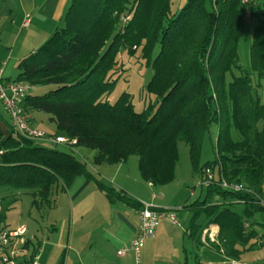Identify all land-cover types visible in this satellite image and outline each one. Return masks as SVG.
<instances>
[{
	"label": "trees",
	"instance_id": "obj_1",
	"mask_svg": "<svg viewBox=\"0 0 264 264\" xmlns=\"http://www.w3.org/2000/svg\"><path fill=\"white\" fill-rule=\"evenodd\" d=\"M177 1L70 0L62 27L18 62L14 80L43 90L24 99L30 126V115L43 112L58 134L38 130L51 143L42 146L4 120L9 135L0 136V186L15 185L13 189L29 192L33 206L51 207L56 191L84 177L109 202L138 211L143 204L102 182L85 161L56 148L61 143L53 139L65 138L62 144L69 148L94 149L93 165H116L135 156L141 179L154 186L174 180L176 144L182 139L192 171L206 190L184 206L191 211L190 236L199 240L205 227L215 225L216 242L206 239L207 244L226 259L238 260L264 243L262 229L256 228L263 225L253 217L264 212V0ZM247 19L254 24L249 71L239 65L237 51ZM136 63L151 70L145 91L153 99L140 112L127 92L107 100ZM213 124L215 159L199 166L200 140ZM206 170L212 175L207 185ZM223 182L241 189L225 188ZM226 197L235 202H225ZM234 204L244 206L241 213L233 210ZM202 215L201 226L196 221ZM25 239L32 256L36 252L27 230Z\"/></svg>",
	"mask_w": 264,
	"mask_h": 264
},
{
	"label": "crops",
	"instance_id": "obj_2",
	"mask_svg": "<svg viewBox=\"0 0 264 264\" xmlns=\"http://www.w3.org/2000/svg\"><path fill=\"white\" fill-rule=\"evenodd\" d=\"M69 4L70 0H0V72L5 81H14L19 74L18 62L62 27ZM5 120L9 122L8 117ZM30 120L32 123V114ZM31 126L37 129L33 124ZM8 135L9 129L4 118L0 117V136L7 138ZM46 142L48 145L43 146L49 147L51 143ZM88 168L102 182L123 190L137 203L149 204L162 212H172L175 216L176 225L167 217L162 218L155 237L144 242L141 264L226 263V257L214 245L207 244L202 236L199 240L196 239L197 235L190 236L191 213H188L184 224L177 220L175 214L180 204L170 203L166 197L170 189L167 187L173 181L163 186L146 183L141 179L138 169L135 170L133 164L129 165L128 160L116 165L92 164ZM191 174H194L192 170ZM183 185L182 182L181 186L174 188L180 195L186 193ZM262 188L264 191V185ZM65 191L69 192L73 206V228L65 239L60 225L52 226L51 229L44 226L30 234L29 228L23 226L27 230V237L32 240L30 248L38 256V264H134L130 252L123 257H119L117 252L127 247L137 232V208L121 202H109L84 177H77ZM209 228L218 232L215 225L204 229ZM48 232H52L49 233L52 234L51 238H48ZM252 251L241 254L238 260L246 264H264V243L255 254Z\"/></svg>",
	"mask_w": 264,
	"mask_h": 264
},
{
	"label": "rangeland",
	"instance_id": "obj_3",
	"mask_svg": "<svg viewBox=\"0 0 264 264\" xmlns=\"http://www.w3.org/2000/svg\"><path fill=\"white\" fill-rule=\"evenodd\" d=\"M184 1L185 0H178L177 2L183 3ZM253 28L254 24L252 21H250V19L242 21L240 27V38L237 48L239 65L243 69L248 71L250 70L249 47L252 39ZM150 77V68L146 67L145 65H141L140 63L131 65L130 70L127 71V73H124V75L118 79L113 90L108 95L107 100L109 102H113L121 93L127 92L131 95L134 110L137 112L142 111L145 106H147L150 99H153V96L148 95L145 91ZM42 91L43 90L35 87L32 88L30 92L34 94H40V92ZM260 100L262 103H264V84L261 89ZM2 115H4V117ZM0 117L4 118V120L7 119L1 102ZM32 117L33 120L32 123L30 120V123L33 124L34 127H37V129L42 130L46 135L58 134V131H56L54 124L49 120L48 115H46L45 113L33 112ZM216 138L217 127L215 124H213L212 126H210L209 131L206 132L200 140L198 157L199 166H203L207 162L214 161L215 152L213 150V146L216 143ZM37 143L42 146L44 144H46V146L48 145V143L44 139L37 140ZM176 146L178 152V159L175 169L176 179L173 180L171 185H168L170 187L167 188L170 189H168V194L166 197L170 203L180 204V207L178 208L179 210L176 211L175 215L177 216V220L180 222V224H184L183 221H186L188 213H191V211L187 210V208H184V206L194 202L199 196H203L206 190L205 187L201 185L199 176L191 174L192 168L190 163L188 145L185 144L182 139H178ZM55 147L62 151L72 153L78 160L85 161L88 166L93 164V157L97 153V151H95L94 149L80 146L69 148L68 146L59 144ZM128 162L129 165L133 164L135 170H137L135 156H130L128 158ZM214 171L216 172L217 169H214ZM182 182L184 183L183 189H185L186 193L182 192V194L180 195L178 193V190L176 192L174 188L175 186H181ZM262 184L264 185V180ZM14 186H0V206L2 208L1 224L3 226L7 225V228L13 227V229L25 226L29 228L30 234L32 232L36 233V230L42 229L44 226L51 229L52 226L58 227L60 225L63 231V239L67 237L68 233L72 232L73 206L69 198V192L67 193L65 191L66 193H64V191H56L53 197L55 202H51L53 204L51 205V207L48 206L47 203H43L41 206L40 204L38 206H33L31 204L32 197L29 192L26 190H15L13 189ZM190 190H194V197H191V195H189ZM224 200L227 203L235 202V200H233L231 197H226ZM232 207L234 211L241 213L244 206L234 204ZM74 213L76 212L74 211ZM173 213L175 212L173 211ZM253 217L257 222L263 225V227H261V225H259V227H256L257 229L259 228L258 231H261L262 229L261 232L264 233V212H255L253 214ZM203 222L204 215L200 216L197 219V224H201ZM49 233L52 232H48V238H51L52 234ZM252 252L253 254H255L257 252V249L253 250Z\"/></svg>",
	"mask_w": 264,
	"mask_h": 264
},
{
	"label": "built area",
	"instance_id": "obj_4",
	"mask_svg": "<svg viewBox=\"0 0 264 264\" xmlns=\"http://www.w3.org/2000/svg\"><path fill=\"white\" fill-rule=\"evenodd\" d=\"M256 0H241L243 4H250ZM126 19H124L125 21ZM26 22L24 26H26ZM33 87L24 81H5L0 72V102L7 114L10 123L17 134L32 139L40 140L44 138V134L37 129L30 126L28 115L23 110V102L26 96L30 93ZM67 140L63 137H56L53 139L55 143H65ZM0 151V155H1ZM207 179L205 185L209 184L212 175L209 170H206ZM225 188H232L234 191L241 189L240 185L222 183ZM1 211V210H0ZM149 204H143V207L137 211L138 228L135 236L130 241L129 246L122 247L118 250L119 257L125 256L128 252L133 255L134 264H140V251L145 242L149 238L155 236V231L158 227L160 219L164 218L166 214ZM170 222L177 224L175 216L168 214ZM26 228L19 227L14 230L7 229L0 224V264H38V256L36 254L30 256L29 249L25 245ZM217 233L214 229H206L203 231L202 237L209 242H216ZM225 264H246L245 262L226 259Z\"/></svg>",
	"mask_w": 264,
	"mask_h": 264
}]
</instances>
